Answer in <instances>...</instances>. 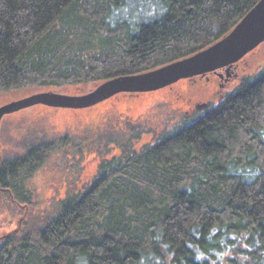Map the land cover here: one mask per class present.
Here are the masks:
<instances>
[{
	"label": "trees",
	"instance_id": "obj_1",
	"mask_svg": "<svg viewBox=\"0 0 264 264\" xmlns=\"http://www.w3.org/2000/svg\"><path fill=\"white\" fill-rule=\"evenodd\" d=\"M0 0V91L90 84L215 43L259 0ZM154 3H159L158 6ZM0 161V192L30 204L48 152ZM102 159L92 182L0 245V264H264V69L196 119Z\"/></svg>",
	"mask_w": 264,
	"mask_h": 264
},
{
	"label": "rangeland",
	"instance_id": "obj_2",
	"mask_svg": "<svg viewBox=\"0 0 264 264\" xmlns=\"http://www.w3.org/2000/svg\"><path fill=\"white\" fill-rule=\"evenodd\" d=\"M127 4L125 8L111 10L108 18L111 25L124 17L136 16L139 5L144 8L148 5L138 0H128ZM237 63L236 73L228 81L222 68L217 71L222 70L224 78L209 72L154 91L122 92L88 108L38 104L5 115L0 124V161L11 154H21L24 142H45L49 150L26 182L30 204L18 203L7 192H0V245L11 235H21L22 230L37 225L67 195L83 190L96 176L101 160L118 156L121 145L139 150L154 143L162 134L196 119L203 110L197 109L196 104L209 100L218 104L244 76L263 70L264 41ZM99 83L13 88L0 91V105L39 91L83 94ZM157 260L146 258L142 264H159Z\"/></svg>",
	"mask_w": 264,
	"mask_h": 264
},
{
	"label": "water",
	"instance_id": "obj_3",
	"mask_svg": "<svg viewBox=\"0 0 264 264\" xmlns=\"http://www.w3.org/2000/svg\"><path fill=\"white\" fill-rule=\"evenodd\" d=\"M264 41V0H259L221 39L176 61L145 72L106 79L83 94L39 91L0 105V124L5 115L42 104L55 108L83 109L122 92L154 91L183 78L204 75L224 68L229 74L234 63Z\"/></svg>",
	"mask_w": 264,
	"mask_h": 264
},
{
	"label": "flooded vegetation",
	"instance_id": "obj_4",
	"mask_svg": "<svg viewBox=\"0 0 264 264\" xmlns=\"http://www.w3.org/2000/svg\"><path fill=\"white\" fill-rule=\"evenodd\" d=\"M237 64H238L237 62L234 63L233 66L231 67V70H230L229 74L226 73L227 76H228V77H226L227 81L231 78L232 75H235L236 72L234 71V69L236 68ZM212 73L215 74V75H218L220 78H224L222 70H219L217 72L213 71ZM215 105H217V104H215ZM215 105H214L213 100H209L208 102H203V103L196 104V107H197V109H200V110L203 109L202 110V113H203L207 108H209L211 106H215Z\"/></svg>",
	"mask_w": 264,
	"mask_h": 264
}]
</instances>
